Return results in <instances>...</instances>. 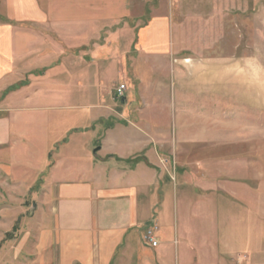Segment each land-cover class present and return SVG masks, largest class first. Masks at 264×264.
<instances>
[{
	"label": "crops",
	"instance_id": "1",
	"mask_svg": "<svg viewBox=\"0 0 264 264\" xmlns=\"http://www.w3.org/2000/svg\"><path fill=\"white\" fill-rule=\"evenodd\" d=\"M135 1L2 0L8 24L0 26V81L16 82L7 88L8 117L0 118V152L8 153L11 178L30 190L39 185L48 197L41 256L51 258L46 264H113L120 251L122 259L138 257V264H264V248L255 246V203L226 209V214L233 212L227 220L209 222L207 216L193 214L209 208V199L218 200V188L190 183L186 169L179 182L171 163L161 162L160 145L175 143L162 139L157 121H144L146 108L155 111L157 106L108 104L115 101L111 92L118 87L102 85L98 72L104 69L97 63L106 61L92 57L91 50L87 57L70 58L64 52L51 57L47 51L40 34L71 25L128 22L135 8L145 6ZM165 20L164 27L155 17L135 29L136 53L150 54L146 60L169 59L172 28ZM122 31L124 27L113 36L122 37ZM124 59L120 55L118 74L124 75ZM86 61L87 67L80 68ZM137 82L143 85L139 77ZM50 97L55 103H47ZM66 97L72 103L66 104ZM22 160L25 168L17 164ZM213 206L216 215L218 205ZM155 227L158 246L152 247L144 236Z\"/></svg>",
	"mask_w": 264,
	"mask_h": 264
},
{
	"label": "rangeland",
	"instance_id": "2",
	"mask_svg": "<svg viewBox=\"0 0 264 264\" xmlns=\"http://www.w3.org/2000/svg\"><path fill=\"white\" fill-rule=\"evenodd\" d=\"M2 3L0 26L8 24ZM144 3L143 9L135 8L132 18L119 25H71L40 35L51 57L55 52H64L67 58L87 57L91 50L92 57L105 58V63H97L98 69H104L98 72L103 74L102 85L113 90L126 85L123 97L111 92L115 101L109 99L108 104L157 106L155 111L146 108L144 121H157L162 139L175 143L160 145L161 162L167 167L171 163L179 182L181 170L186 169L190 183L206 185L211 191L213 185L218 188V200L209 199V208L193 214L207 216L209 222L215 217L227 220L233 212L226 214V209L255 203V246L264 248V0H136L134 4ZM155 17L159 26L164 27L167 19L172 28L167 62L146 60L150 54L138 55L135 50V29ZM121 27L122 37L113 36ZM165 43L164 38L163 49ZM120 55L127 58L121 62L124 75L116 71ZM87 65L86 61L79 66ZM137 77L143 80L142 86ZM11 81L7 77L0 81V118L8 117ZM52 99L47 103H55ZM71 99L66 97V104ZM151 135L156 137L155 132ZM8 163V153L0 152V264H46L51 258L41 256L38 248L47 226L48 197L39 185L30 190L28 184L11 178ZM17 164L26 166L25 160ZM213 204L218 205L216 215ZM245 211L240 207L242 214ZM245 216L253 221L252 215ZM139 260L122 259L118 251L113 264H138Z\"/></svg>",
	"mask_w": 264,
	"mask_h": 264
},
{
	"label": "built area",
	"instance_id": "3",
	"mask_svg": "<svg viewBox=\"0 0 264 264\" xmlns=\"http://www.w3.org/2000/svg\"><path fill=\"white\" fill-rule=\"evenodd\" d=\"M116 91H117L118 97H123V95H124V93L126 91L125 85H120L117 88ZM156 229H157V227H155L152 230H148L146 232L145 236H144V239H145L146 243L149 244L152 247H157L158 246V241L155 238V230Z\"/></svg>",
	"mask_w": 264,
	"mask_h": 264
}]
</instances>
